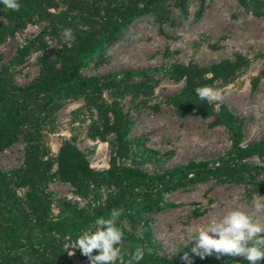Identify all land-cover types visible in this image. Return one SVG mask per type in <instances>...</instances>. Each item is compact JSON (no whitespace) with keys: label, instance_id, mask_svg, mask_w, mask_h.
Instances as JSON below:
<instances>
[{"label":"rangeland","instance_id":"rangeland-1","mask_svg":"<svg viewBox=\"0 0 264 264\" xmlns=\"http://www.w3.org/2000/svg\"><path fill=\"white\" fill-rule=\"evenodd\" d=\"M126 1L109 2L117 8ZM253 2L185 0L180 8L165 0L158 13L135 18L85 62L80 72L94 78L98 91L61 98L41 124L39 142L50 162L43 183L49 202L46 236L37 239L24 227L28 238L20 245L39 240L37 248L50 238L48 249L60 246L71 264H89L72 242L94 221L72 212L88 217L111 201L123 210L117 226L126 260L141 247L145 255L139 264L247 261L215 254L201 258L192 251L191 238L233 208L250 213L255 194L264 196L257 185L264 182V7L255 12ZM70 7L59 0L49 10L76 15ZM0 22V76L14 86L31 84L46 65L56 67L59 53L69 46L61 39L62 24L32 17L12 29L1 17ZM222 62L232 65L229 73L211 70ZM189 79L219 90L223 102L218 107L206 102L207 112L200 113L187 95ZM115 114L127 126L125 144L119 145L116 132L106 126ZM65 142L100 173L83 192L55 175ZM25 149L21 141L0 149V171L19 170ZM113 165L117 174L130 169L132 176L119 181L108 174ZM10 186L15 197L26 199L28 185ZM62 219L61 226L53 225Z\"/></svg>","mask_w":264,"mask_h":264},{"label":"trees","instance_id":"trees-1","mask_svg":"<svg viewBox=\"0 0 264 264\" xmlns=\"http://www.w3.org/2000/svg\"><path fill=\"white\" fill-rule=\"evenodd\" d=\"M58 1L18 0L21 5L19 12L10 11L0 4V17L11 24L12 29L36 17L50 22L54 20L55 23L71 28L75 35V41L59 53L57 66H44L38 78L31 84L14 86L0 76V149L17 141L26 145L22 167L11 175L0 171V264H71L64 259L60 246L52 250L47 248L51 245L50 238L46 242L42 241L37 248L34 246L39 240L36 243L20 245L23 238L25 241L28 238V235L22 234L24 227L32 231L38 239V235L41 236L44 231L45 224H48L46 211L49 202L43 183L46 181V171L50 167V162L43 158L45 148L39 142L40 126L49 119L50 112L61 98L95 94L98 91L99 87L94 78L84 77L80 72L85 62L114 41L135 18L143 14L158 13L165 0H127L126 4L117 8L110 4V0H61L73 6L70 7L72 10L75 7L76 15L70 17L67 10L57 14L49 10L57 7ZM254 1L256 2H253L256 8L254 10L258 12L259 7H264V1ZM173 3L184 8L185 0H173ZM3 27L4 23L0 22V34ZM211 70L229 73L232 65L222 62L212 65ZM197 86L189 79L187 95L194 100L192 102L194 108L200 113H205L209 105L196 96L194 89ZM189 101L191 100L184 101L180 106H186L185 103ZM122 124L117 114L114 115L111 125L106 124L108 129L116 132L119 145L125 144L127 133V126ZM255 148L258 146L248 149H252L253 152ZM116 170L113 165L108 174L112 173L116 178H120L119 181L128 175L132 176L130 169H123L119 174ZM55 175L62 181L69 182L79 192H83L100 173L90 169L84 155L76 147L65 142L57 154ZM13 182L29 186L24 201L14 196L10 186ZM257 185L259 190L264 189V182H258ZM22 204L26 209L22 208ZM150 206L151 203L147 208ZM113 208L121 207L109 201L106 206H99L88 213V217H82L84 213L81 212H71L74 216L78 214L85 222H93L97 217L107 218ZM64 219L58 220L53 225L61 226ZM234 264H248V262L238 261ZM259 264H264V261Z\"/></svg>","mask_w":264,"mask_h":264},{"label":"clouds","instance_id":"clouds-1","mask_svg":"<svg viewBox=\"0 0 264 264\" xmlns=\"http://www.w3.org/2000/svg\"><path fill=\"white\" fill-rule=\"evenodd\" d=\"M0 4L15 12H19L21 7L18 0H0ZM61 39L69 45L74 42L72 29L65 28ZM52 46L54 45H49ZM211 75L209 73L208 78H211ZM194 91L200 101L215 104L217 107L224 99L222 93L211 86L197 87ZM122 214V209L113 208L107 218L97 217L94 223L72 242V247L79 249L81 255L87 257L89 264H139L145 255L143 248L137 247L128 253L126 260V254L120 247L123 232L117 226V221ZM191 239L195 241L192 251L201 258L213 254L217 258L223 255L242 256L248 264H259L264 261V196L255 194L250 213L233 208L222 218L212 219L205 226L196 229ZM94 251L98 254L93 255ZM73 254L74 252L69 253Z\"/></svg>","mask_w":264,"mask_h":264}]
</instances>
